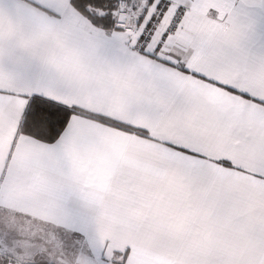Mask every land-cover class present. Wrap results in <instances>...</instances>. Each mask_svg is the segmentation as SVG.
Instances as JSON below:
<instances>
[{
	"label": "snow or ice",
	"instance_id": "snow-or-ice-1",
	"mask_svg": "<svg viewBox=\"0 0 264 264\" xmlns=\"http://www.w3.org/2000/svg\"><path fill=\"white\" fill-rule=\"evenodd\" d=\"M0 264H264V0H0Z\"/></svg>",
	"mask_w": 264,
	"mask_h": 264
}]
</instances>
